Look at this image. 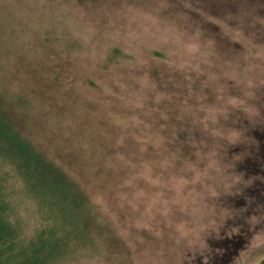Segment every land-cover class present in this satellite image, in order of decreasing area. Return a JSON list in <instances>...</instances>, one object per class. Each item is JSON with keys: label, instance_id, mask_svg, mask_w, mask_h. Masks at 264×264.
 <instances>
[{"label": "rangeland", "instance_id": "1", "mask_svg": "<svg viewBox=\"0 0 264 264\" xmlns=\"http://www.w3.org/2000/svg\"><path fill=\"white\" fill-rule=\"evenodd\" d=\"M0 123L97 213L42 264L264 259V0H0Z\"/></svg>", "mask_w": 264, "mask_h": 264}, {"label": "trees", "instance_id": "2", "mask_svg": "<svg viewBox=\"0 0 264 264\" xmlns=\"http://www.w3.org/2000/svg\"><path fill=\"white\" fill-rule=\"evenodd\" d=\"M19 139L0 129V264H42L65 232L89 242L97 213L77 179Z\"/></svg>", "mask_w": 264, "mask_h": 264}]
</instances>
